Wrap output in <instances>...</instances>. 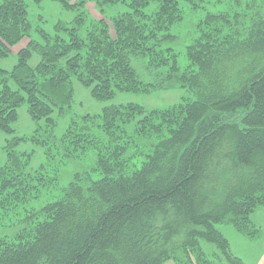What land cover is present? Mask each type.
I'll use <instances>...</instances> for the list:
<instances>
[{"label": "trees", "instance_id": "trees-1", "mask_svg": "<svg viewBox=\"0 0 264 264\" xmlns=\"http://www.w3.org/2000/svg\"><path fill=\"white\" fill-rule=\"evenodd\" d=\"M54 1L73 18L59 19L54 34L37 25L42 40L25 0L0 4V57L29 39L12 70L0 67V129L11 137L0 215L19 210L28 224L0 242V264H244L217 224L252 239L261 232L251 214L264 206V0H125L130 10L109 21L90 20L87 3L106 16L122 0ZM191 14L181 69L173 30ZM75 79L102 99L175 87L189 96L164 109L128 102L74 116ZM23 103L36 123L29 136L13 126ZM26 141L45 148L39 169L19 149ZM74 160L85 169L52 199L59 168Z\"/></svg>", "mask_w": 264, "mask_h": 264}, {"label": "rangeland", "instance_id": "rangeland-1", "mask_svg": "<svg viewBox=\"0 0 264 264\" xmlns=\"http://www.w3.org/2000/svg\"><path fill=\"white\" fill-rule=\"evenodd\" d=\"M28 4L30 11V19L33 24L32 35L38 40H42L39 33L37 32V25L45 28L50 34L55 33V24L59 19L69 21L73 18V13L63 9L62 5L54 0H42L40 5L35 4L34 0H25ZM2 0H0L1 4ZM129 1L122 0L116 5L107 7L106 16L102 15L95 3L90 1L87 3V9L90 12V20L93 19H104L109 21L110 17L113 15H118L119 13L126 12L130 10ZM186 12H189L186 4H183ZM192 18L187 17L182 26L177 27L173 30L174 33H181V37L173 46L179 51V66L181 69H186L189 65V61L186 56V45L189 42V39L185 36V33L189 31L190 26L197 23L198 17L191 14ZM29 42V39L26 38L22 43L12 48V52L9 56L0 57V67L8 70H12L14 65L17 63V52ZM39 57L37 54H33L30 59V64L37 65ZM136 64V63H135ZM138 71L141 77L145 80L148 79L146 72L143 70L142 65L139 63L136 64ZM189 93L187 90L182 87H175L172 89L164 90H154L150 92L145 91H124L118 92L113 98L102 99L97 98L93 95L92 89L90 86L85 85L81 81L74 80V96L72 102V112L70 115L81 116L86 113L91 114H100L102 110L112 104H121L128 102H136L147 109H164L175 104L181 103L185 97L188 98ZM70 122L69 116H66L62 119H59L58 126L55 130L56 137H61L65 132L68 123ZM17 135L19 136H29L34 134L36 129V123L30 116L27 104L23 103L18 109V118L13 124ZM40 134H44V138L47 137V133L41 131ZM52 136V133H49ZM53 137V136H52ZM11 138L8 133L0 129V165L5 164L6 162V151L5 145L8 140ZM19 149L29 150L33 153L31 167L33 169H39L40 165L46 160L45 148L42 145H38L32 141L23 142ZM86 164L80 163L79 160H74L68 162L63 167H60L57 186L53 188L54 193L50 194L51 198L54 199L61 194V190L66 187L71 180H73L76 172H81L85 169ZM52 166L50 167V169ZM34 171V170H33ZM53 172L49 173V175ZM44 194L41 196L46 197L45 202L49 201V190L47 187H42ZM52 193V192H51ZM42 197V198H43ZM41 198V199H42ZM40 199V200H41ZM39 201H34L31 204L30 209L35 208ZM24 217H21L20 211L13 212L11 214L0 215V242L6 239L15 238L16 236L22 235L25 233V230L28 229V224L22 221ZM251 218L255 225L260 229V235L257 238H250L249 236L240 232L234 225L229 223H218L217 227L222 231V233L228 238L231 246L232 252L240 257L244 264H264V206L259 205L251 214ZM203 246L206 251L209 252V257L212 260H216L217 257L213 255V251L217 252V248L214 244L207 241H203ZM218 259V258H217ZM217 264H230L224 258L222 261L218 259ZM164 264H180L173 258L167 259ZM194 264H199L194 262Z\"/></svg>", "mask_w": 264, "mask_h": 264}]
</instances>
